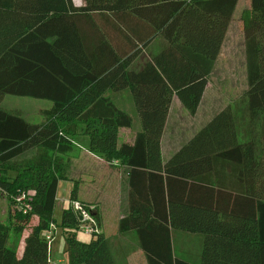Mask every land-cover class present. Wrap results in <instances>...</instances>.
Masks as SVG:
<instances>
[{"label": "trees", "instance_id": "trees-1", "mask_svg": "<svg viewBox=\"0 0 264 264\" xmlns=\"http://www.w3.org/2000/svg\"><path fill=\"white\" fill-rule=\"evenodd\" d=\"M236 4L0 0V102L5 95L51 102L38 123L0 106V199L8 207L0 220V264H50L44 233L53 224L62 231L68 264H117L97 204L78 200L91 207L99 228L85 239L77 236L80 222L70 204L58 223L53 217L75 136L86 137L92 154L127 168L128 209L118 232L135 233L146 264H193L173 254V230L202 237L194 264H264V0H249L240 15L249 129L226 106L165 163L160 155L172 97L196 112ZM156 38L159 51L134 67ZM124 89L141 129L132 143L118 145V129L132 120L108 91ZM32 148L30 158L14 163ZM76 187L69 201L77 200ZM33 216L37 222L17 257L10 236L20 235Z\"/></svg>", "mask_w": 264, "mask_h": 264}, {"label": "rangeland", "instance_id": "rangeland-1", "mask_svg": "<svg viewBox=\"0 0 264 264\" xmlns=\"http://www.w3.org/2000/svg\"><path fill=\"white\" fill-rule=\"evenodd\" d=\"M73 1L79 2L81 0H73ZM236 6H237L238 14L241 15V12L249 7V0H237ZM243 42H244L243 36H227V38L225 39L223 48L221 49L220 52V57L217 63L214 65V67L212 66L213 68L212 74L208 77V83L207 86H205L206 88L203 94L200 111L211 113L217 111L218 109H222L223 107L225 108L226 106H230V109L238 116L239 121L241 122L240 124L242 130L246 131L249 129V120L243 108L244 104L242 102L244 99V92L246 88V81H244V73L241 67H236L235 72H231V73L226 72V65H228V59L230 61V58H228L229 56H232L234 54V57L231 59L230 62L234 61L235 64L238 63V60L242 59L244 54ZM160 44H161V40L159 38H156V40H154L150 44V46L146 48L135 59L133 66L138 67L143 62V60L146 58L147 55H150V53L153 50L158 49L160 47ZM228 51H232L231 55H227ZM108 94L112 97V100L118 105V108L121 107L122 109H124V111L127 114H129V116L131 117L132 123L130 127H128L129 131H135L141 128L140 119L138 117L131 95H129V92L126 89H124L116 92L108 91ZM50 104H51L50 101L44 99H38L28 96H13V95H5L0 102V106L3 109H5L8 112L17 113L29 123H38L39 121H41L43 117L40 113V109L49 107ZM192 124H194L195 127L199 125L196 124L195 121L193 123V120L190 119L189 115L187 117L186 113H183V117H182V115L179 114V112H177V110L173 108L168 120V126L165 133V142L172 138V132H174L173 129L179 130L180 133L183 134V136L185 137V135L192 128H194ZM128 129H122L120 133L121 138H125L127 136L126 132H128ZM181 138H179L178 141H180ZM73 139L77 140L79 139V136L73 137ZM34 153H35L34 148L29 149L26 152L14 158L13 161L14 163H20V161L30 158ZM260 170L264 172V162L261 163ZM88 183L90 184V182ZM98 185L100 186V189L102 191L106 192L111 190V186L109 184H106L105 177L96 179L95 187L98 188ZM63 189L64 186H58L56 191V202L53 211V217L56 223H58L59 221L60 212L62 208L67 206V201L61 198L62 196H65L67 193V190L64 192ZM84 190L89 195L95 194L94 187H93V191L89 190L90 192L89 191L87 192L86 189ZM93 195H91V197ZM113 195L116 196L114 193ZM116 197H118L117 199L119 202L122 201V203L120 204L121 207L120 206L116 207L115 201H113L112 205L110 204V202H108L107 212L109 213V215H107L105 218L106 221H105L104 237L108 241H112V242L117 238L115 237V234L118 232V225H117L118 220L116 218V215L118 212L122 211L123 208L125 207V200L121 196V194ZM7 210L8 207L6 205V201L3 198H1L0 220L5 219ZM36 220L37 217L33 216L30 222L25 226V229L22 231V233L16 236L15 234L10 236V241L12 243L15 242L16 240L19 241L22 234H23V238L25 239V237L30 232L33 224L36 223ZM53 227H54L52 231L53 237L50 241V247L54 250V252L53 251L52 252L55 255L54 257L55 259L58 257H61L63 259L64 262L59 264H66L67 263L66 256L64 257L65 241L62 235V231L60 227H58L56 224H53ZM77 236L78 238L81 239H85L89 237V235L84 234L83 232H78ZM199 236L200 235L197 233H188L180 230H173L171 233L173 254L178 258H181L183 260H186L194 264V251L196 252L197 249L200 250L201 248V247L199 248ZM126 242L129 245L130 244L137 245L138 241L136 239V235L134 232L133 234L129 235ZM116 244L117 242L112 244L113 249L116 252L120 264H123L124 261L121 259L120 253L116 249L117 247ZM136 263H138V259H136Z\"/></svg>", "mask_w": 264, "mask_h": 264}, {"label": "crops", "instance_id": "crops-1", "mask_svg": "<svg viewBox=\"0 0 264 264\" xmlns=\"http://www.w3.org/2000/svg\"><path fill=\"white\" fill-rule=\"evenodd\" d=\"M73 3H74V5L79 6L82 4V0L79 2L73 1ZM239 15L240 14H238V12H237V6H235L234 11H233L232 16H231V19L228 23V27L224 33V39H223L222 44H221L220 52H221V49L223 48V44H224V41L227 38V36H243V32L241 29V22L239 20L240 19ZM212 35H215V34L213 33ZM156 36H160V35H156ZM198 36H200V34H198ZM154 40H156V39H154ZM153 41H151L150 44ZM150 44L146 48H148L150 46ZM159 49H160V47L158 49L153 50L150 53V55L157 53L159 51ZM220 52H219L217 58L215 59V61L213 63V67L217 63V61L220 57ZM231 52L232 51H228L227 55H231ZM243 52H244V50H243ZM150 55H147L146 57H148ZM233 57H234V54L232 56H229L228 58H230V61H231V59ZM239 57H241V56H239ZM230 61L228 59V65H226V72H229V73L235 72L236 67H241L242 71L244 73V81H246L245 53L243 54L242 59L238 60L237 64H235L234 61H232V62H230ZM212 71H213V68H212L209 76L212 74ZM230 80H231V78H230ZM207 83H208V78H207ZM206 86H207V84H206ZM246 87H247V85H246ZM126 90L129 92L128 89H126ZM245 90H246V88H245ZM204 92H205V89L203 91V94H204ZM203 94H202L200 103L198 105V108L193 115H190L182 107L180 101L175 96L172 97L170 107L168 110V114L166 117L165 125L163 128L162 136L160 139V155H161L162 163H165L169 159V157L181 147V145L186 143L201 127H203L208 121H210L216 113H218L220 110H222L224 108L223 107L222 109H218L217 111L211 112V113H209V112L206 113L204 111L201 112L200 109H201ZM129 95H131L130 92H129ZM131 98H132V96H131ZM132 101H133V99H132ZM113 103L118 107V105L114 101H113ZM119 108L124 111V109H122L121 107H119ZM173 108L175 110H177V112H179V114H181L182 117H183V113H186L187 117L189 115L190 119L193 120V123L195 121L196 124H199V125H197V127H195L194 124H192L194 126V128H192L185 135V137L183 136V134L180 133L179 130L173 129L174 132H172V138L165 142V133H166V129L168 126V120H169V117L171 115ZM122 129H128V127H122V128L118 129V135H117V144L118 145L123 143V142L132 143L135 134L138 131H140L141 128H139L138 130H135V131H129V129H128V132H126L127 136L125 138L120 137V133H121ZM75 137H77V136H75ZM181 137H184V138H181ZM179 138H181L180 141H178ZM71 143H72L71 149L64 155V157H65L64 158V160H65V171H64L65 178L59 182V186H64L63 191L65 192L67 190V193H66L67 196L65 195V196H62L61 198L67 199L69 197V192L73 188V185L75 183L77 186L76 187V199L77 200L87 202L90 204H97V210H98V214L100 216V222H101V231H102V234L104 235L105 221H106L105 218L107 215H109V213L107 212L108 202H110V204L112 205L113 201H115L116 207L120 206L122 201L119 202L117 199L118 197H116V196H119L121 194V196L125 200V207L123 208L122 211L117 213V215H116L117 220L119 221V219L127 213L128 190H129L128 176H127L128 170L125 166L119 165L117 162L107 163L106 161H103L98 156L89 152L86 148V143H87L86 137H80L79 136V139H77V140L72 139ZM101 177H105L106 184H109L111 186L110 191H106V192L102 191L100 189L99 185H98V188L95 187L96 179L101 178ZM88 182H90V184ZM93 187H94V192H95L94 195L93 194L89 195L84 190V189H86L87 192L89 190L93 191ZM113 193L116 196H114ZM91 195H93V196L91 197ZM36 222H37V220H36ZM35 224L36 223H34L33 225H35ZM131 234H133V231H129V232H125V233L117 232L115 234V237H117V238L113 242L109 241L110 248H111L112 254L114 256V259H115L117 264H120L118 257L116 255V252L114 251L113 246H112V244L117 242L116 249L120 253V257L124 261L125 264H146V259L144 257L143 252L139 248L138 243H137V245L136 244H130L129 245L126 242L129 235H131ZM23 246H24V238H23V234H22L19 241H17V244H16V255H17V257L21 256L22 251H23ZM199 248H200V250L197 249L196 252L194 251V263H198L199 259H200V253H201V249H202V238L200 236H199ZM52 251L54 252V250L50 247V250H49L50 264L63 263L64 261L61 257H58L56 259L54 258L55 255L53 254ZM65 256H66V260H67L66 244L64 246V257ZM136 259H138V263H136ZM66 264H68V263H66Z\"/></svg>", "mask_w": 264, "mask_h": 264}, {"label": "built area", "instance_id": "built-area-1", "mask_svg": "<svg viewBox=\"0 0 264 264\" xmlns=\"http://www.w3.org/2000/svg\"><path fill=\"white\" fill-rule=\"evenodd\" d=\"M24 198V195H21L18 200H21ZM67 201L68 204L72 207V209L78 214L79 222H80V231L84 234L91 235L94 233L99 232L98 225L96 223V220L91 215V207L87 208L84 205H82L78 200H68L63 199ZM25 209V208H24ZM54 227L53 225H50V227L45 231L44 238L48 243V246L50 248V241L52 239V231Z\"/></svg>", "mask_w": 264, "mask_h": 264}]
</instances>
